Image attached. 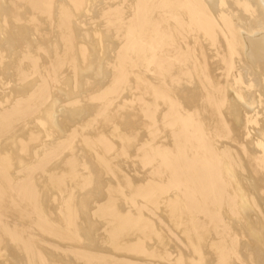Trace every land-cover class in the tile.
Listing matches in <instances>:
<instances>
[{
	"label": "bare ground",
	"instance_id": "6f19581e",
	"mask_svg": "<svg viewBox=\"0 0 264 264\" xmlns=\"http://www.w3.org/2000/svg\"><path fill=\"white\" fill-rule=\"evenodd\" d=\"M0 264H264V0H0Z\"/></svg>",
	"mask_w": 264,
	"mask_h": 264
},
{
	"label": "rangeland",
	"instance_id": "374dc122",
	"mask_svg": "<svg viewBox=\"0 0 264 264\" xmlns=\"http://www.w3.org/2000/svg\"><path fill=\"white\" fill-rule=\"evenodd\" d=\"M109 212V211H108ZM105 238V236L103 237V239ZM104 242H108L109 244H110V239H108V236L106 235V241H104ZM100 243H103V242H100ZM60 244H61V246L63 247V248H65V249H69V250H72V251H75L76 253H78V256L80 257V258H82L83 259V256L84 255H87L88 253H90L89 251H91V250H93V249H88V248H85V247H83V246H81V245H72V243H70L69 241H62V242H60ZM105 245H106V243H104ZM67 245L69 246V247H67ZM71 247V248H70ZM62 248V249H63ZM119 251H121V250H117L116 249V251H110V252H98V251H91V252H94L95 254H97V255H101L100 257L102 258V257H107V259H109V258H112V257H114V255L117 253V252H119Z\"/></svg>",
	"mask_w": 264,
	"mask_h": 264
}]
</instances>
